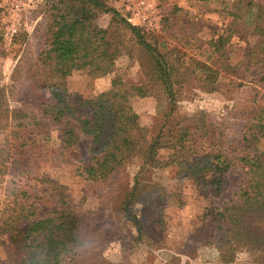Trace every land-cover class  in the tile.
<instances>
[{
    "label": "rangeland",
    "instance_id": "rangeland-1",
    "mask_svg": "<svg viewBox=\"0 0 264 264\" xmlns=\"http://www.w3.org/2000/svg\"><path fill=\"white\" fill-rule=\"evenodd\" d=\"M34 0L20 15L0 12V91L4 90L11 110L22 103L32 105L51 101L38 68V54L44 44L41 30V4ZM264 5V0H255ZM144 2V4H143ZM232 0H117L111 5L132 25L147 29L162 51H180L186 66L195 60L219 67L227 62L236 68L237 75L222 72L215 91L202 89L197 78L177 90V99L171 100L160 87L152 96L135 98L133 107L140 122L156 137L169 128L174 129L181 119L203 113L210 126L208 138H197L198 157L211 153L222 138L224 149L230 154L264 153V138L255 147L246 148L245 137L253 117L264 107V63L247 67L248 52L258 37L240 31L227 46L225 58H220L209 45L230 24L227 14ZM140 6H143L141 11ZM110 14H97L96 24L108 28ZM16 30V31H15ZM128 38V36L126 37ZM132 48V43H126ZM30 65L35 79L22 73L27 80L15 81V73ZM37 67V68H36ZM198 76H200L198 74ZM22 78V79H23ZM120 78L123 91L144 82L139 58L125 53L116 62L112 74L92 79L86 73L75 71L68 78V93L72 102L99 97L109 90L112 81ZM15 87V90H11ZM84 115V110L79 111ZM15 124L0 131V156L8 166L4 183L0 184V219L9 204L7 184L15 181L29 191L30 203L37 208L39 218L59 207L55 186L64 189L71 205L93 219L94 236L82 249L74 264L114 262L124 264H221L213 246L195 243L194 229L208 208L223 209L237 202L236 194L245 185L247 176L240 166L232 167L225 175L224 189L216 196L210 188L199 187L191 181L179 182L175 167L157 170L143 167V157L136 155L128 168L116 174L109 183L91 181L81 175L82 167L90 164L91 140L82 132L75 120H63L62 125L51 124L44 131L30 127L15 128ZM74 129L78 143L65 149L61 129ZM254 148V150L252 149ZM170 152H160L166 160ZM135 176L144 182L159 184L170 195L162 219L155 217L149 208L138 205L135 213L142 223V234L129 223L120 210L124 193L134 184ZM19 253L8 235H0V264L13 263ZM248 253L238 256V263H248Z\"/></svg>",
    "mask_w": 264,
    "mask_h": 264
},
{
    "label": "trees",
    "instance_id": "trees-1",
    "mask_svg": "<svg viewBox=\"0 0 264 264\" xmlns=\"http://www.w3.org/2000/svg\"><path fill=\"white\" fill-rule=\"evenodd\" d=\"M115 1L45 0L41 4L44 44L37 65L51 101L35 105L22 103L11 110L8 102L1 104V100L6 99L4 90L0 91V131L9 123L15 124V128L28 126L34 131H44L51 124L62 125L63 120L77 121L91 140L90 164L81 168V175L103 183H109L116 174L125 171L134 157L140 155L143 167L157 170L175 167L179 182L191 181L199 187L210 188L219 196L224 189L226 173L240 166L247 180L236 194L237 202L221 210L206 209L192 239L195 243L215 247L221 264H264V153L257 156L241 152L230 154L224 149L221 138L215 150L198 157L196 137L208 138L211 133L205 114L181 119L174 129L169 128L152 138L133 107L135 98L150 97L158 87L171 100H176L177 90L195 78L203 90L215 91L221 73L237 75L236 68L227 62L216 68L212 63L198 60L193 62V68L186 66L180 51H162L147 29L132 25L111 5ZM232 1L227 13L232 18L229 26L209 45L216 55L226 60L225 52L234 35L246 32L258 37L257 44L247 54L246 68L263 64L264 5L255 0ZM99 13L112 15L108 28L96 24ZM128 41L132 48L127 46ZM125 53L139 58L143 83L123 91L121 79L116 78L111 88L97 98L76 103L70 100L68 78L75 71L84 72L92 79L106 77L114 72L116 62ZM32 68L34 66L30 65L28 71L21 69L15 73V81H26L22 73L31 76ZM31 77L36 78L35 75ZM80 110L86 113L82 115ZM61 132L65 149L78 143L79 137L72 127L65 125ZM263 138L264 107L253 117L249 135L244 139L246 148L255 147ZM164 150L170 152L166 160L159 157ZM7 172L6 160L0 156V184L4 183ZM54 190L59 207L39 218L37 208L30 203L27 188L15 181L7 184L9 204L0 219V235H8L18 246V256L11 264H74L92 240L91 214L71 205L63 188L55 186ZM170 198L163 186L135 176L119 208L141 235L143 226L135 213L136 206L143 205L162 219ZM242 253L250 254L252 261L238 263L237 258Z\"/></svg>",
    "mask_w": 264,
    "mask_h": 264
},
{
    "label": "built area",
    "instance_id": "built-area-1",
    "mask_svg": "<svg viewBox=\"0 0 264 264\" xmlns=\"http://www.w3.org/2000/svg\"><path fill=\"white\" fill-rule=\"evenodd\" d=\"M33 1L34 0H0V9L16 16L27 10ZM142 8L143 6H140L139 10L141 11Z\"/></svg>",
    "mask_w": 264,
    "mask_h": 264
}]
</instances>
